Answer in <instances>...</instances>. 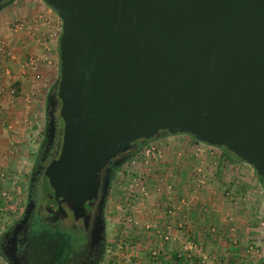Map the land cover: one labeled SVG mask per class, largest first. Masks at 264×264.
<instances>
[{
	"label": "water",
	"instance_id": "95a60500",
	"mask_svg": "<svg viewBox=\"0 0 264 264\" xmlns=\"http://www.w3.org/2000/svg\"><path fill=\"white\" fill-rule=\"evenodd\" d=\"M44 1L61 21L55 197L91 198L101 167L167 132L227 148L264 181V0Z\"/></svg>",
	"mask_w": 264,
	"mask_h": 264
},
{
	"label": "crops",
	"instance_id": "0c3cea01",
	"mask_svg": "<svg viewBox=\"0 0 264 264\" xmlns=\"http://www.w3.org/2000/svg\"><path fill=\"white\" fill-rule=\"evenodd\" d=\"M60 33L59 15L44 0H11L0 9V172L11 185L35 151L36 127L59 77ZM193 138L167 132L148 140L160 154L140 164L148 196L133 209L127 235L138 263L192 264L183 254L190 240L199 248L195 264L203 254L219 264H264V186L253 169ZM250 245L261 254L247 252Z\"/></svg>",
	"mask_w": 264,
	"mask_h": 264
},
{
	"label": "flooded vegetation",
	"instance_id": "af4514ba",
	"mask_svg": "<svg viewBox=\"0 0 264 264\" xmlns=\"http://www.w3.org/2000/svg\"><path fill=\"white\" fill-rule=\"evenodd\" d=\"M46 118V130L32 166L25 205L0 233V257L5 264H103L107 250L105 208L109 189L115 173L127 163L138 143L101 167L94 196L76 204L63 196L55 197L44 176L62 142V120L58 111L54 112L53 135L47 133L48 113ZM123 156L124 161L115 165V161ZM107 183V193L103 197V187ZM101 225L103 229L99 232Z\"/></svg>",
	"mask_w": 264,
	"mask_h": 264
},
{
	"label": "rangeland",
	"instance_id": "374dc122",
	"mask_svg": "<svg viewBox=\"0 0 264 264\" xmlns=\"http://www.w3.org/2000/svg\"><path fill=\"white\" fill-rule=\"evenodd\" d=\"M48 108L46 107L45 109V116L42 122L39 123V126L36 127L37 131L34 134V138H36V148L34 153L32 154V157L29 161V164L24 167L22 171H20V174L18 178H15L16 183L11 185V179H4L0 181V189H3L7 191L8 197L1 202L2 209L0 210V233L2 232L3 228L7 226L15 217H17L20 212L22 211V208L25 205V200H26V192L28 189V183H29V177L32 171V166L35 162L38 150L40 148V144L43 141L44 138V133L46 130V125H47V118H46V113H47ZM193 141L195 139L193 138ZM217 148L216 151H218L220 158L226 160L228 158H233L237 159L236 157L230 155L228 157L224 156L223 154L224 151L220 146H216ZM142 147L139 145L136 146L134 149V154L137 155L141 151ZM134 154H130V158L128 159L131 160L132 156ZM238 160V159H237ZM127 161V162H128ZM241 161V160H239ZM247 167L253 169L249 164L244 162L243 160L241 161ZM128 163L123 164L119 170L115 173L113 181L111 183L110 189H109V194L107 198V203H106V208H105V213H106V222H107V232H106V237H107V250L105 251V256L103 260V264H109L111 261H114L115 264H139L138 260L136 258V255L134 254V243L133 239L129 236L128 237V242L124 243L122 245V248L119 246L120 240L125 238L124 236L132 234V230L130 231L128 227L123 228V221L122 217L120 216L121 208H123L124 204H127V209L128 213L131 216V225L134 223V217H133V209L135 208L136 204H140V198H137L133 196L132 192H127V184L126 180L130 179V171H128ZM140 167V166H139ZM139 169V168H138ZM254 178H256L258 181H260L258 175L252 170ZM133 174V173H132ZM262 184V182L260 181ZM10 185L12 187H10ZM263 185V184H262ZM264 186V185H263ZM10 187V188H9ZM15 188V189H14ZM13 189V190H12ZM130 193V194H128ZM131 232V233H130ZM80 242H82L81 237L78 236L77 238ZM78 241V248L81 246V243ZM130 242V244H129ZM0 264H5L4 260L0 257Z\"/></svg>",
	"mask_w": 264,
	"mask_h": 264
},
{
	"label": "built area",
	"instance_id": "2783aa9c",
	"mask_svg": "<svg viewBox=\"0 0 264 264\" xmlns=\"http://www.w3.org/2000/svg\"><path fill=\"white\" fill-rule=\"evenodd\" d=\"M7 56H11L12 53L10 51H7L6 53H3ZM30 67L31 69H34V65L32 63H30ZM9 92L11 94H13L15 92L14 89L10 88ZM195 143L196 145L203 143L200 142L198 140L195 139ZM212 153V152H211ZM160 154V149L159 146L156 144V142L154 141H148L145 145L142 146V149L140 151V153L137 155L134 154L131 158V160H129L127 163L128 165V171H130V179L126 180V186L128 188L127 192H132L133 196L140 198V201H144L145 199H147L148 196V191L147 188L145 186V182H146V175L143 172V170L138 169L140 164L143 165H148V163L152 160L155 159L156 157H158ZM214 155V153H213ZM215 156V155H214ZM133 173V174H132ZM5 175L4 172H0V181H2L4 179ZM6 190V189H5ZM3 189H0V210L3 208L1 205V202L3 200H5L8 197V193L7 191H5ZM130 194V193H128ZM143 203V202H141ZM127 204H124L123 208H121V214L120 216L122 217V221H123V228L125 229L126 226L128 227V225L130 226L132 223V219L130 214L128 213V209H127ZM264 225V223H263ZM129 229V228H128ZM125 238L120 240L119 246L122 248V245L124 243H127L128 237L127 234L124 236ZM164 240L168 239V236L163 235L161 236ZM130 244V242H129ZM125 245V244H124ZM198 247L197 244L193 243L190 240H186L185 243L183 244V254L185 255V257L188 259V261H191L192 264H195L196 262L194 261V254L195 251H198ZM247 252H254L257 255L261 254V251L258 248H255L254 246L250 245L247 248ZM151 258L156 261L158 259V255H159V251L154 249L151 251L150 253ZM200 263L201 264H219L218 259L212 255V256H208V255H201L200 256ZM109 264H115L114 261H111Z\"/></svg>",
	"mask_w": 264,
	"mask_h": 264
},
{
	"label": "trees",
	"instance_id": "16d2710c",
	"mask_svg": "<svg viewBox=\"0 0 264 264\" xmlns=\"http://www.w3.org/2000/svg\"><path fill=\"white\" fill-rule=\"evenodd\" d=\"M9 1H7V2H5V3H3L2 5H1V7H0V9L3 7V6H5L6 5V3H8ZM48 109H50V105H49V97H48V102H47V106H46ZM138 143V145L140 146V142H137ZM222 148V150L224 151V153L225 154H223L224 156H226V157H228V156H230V155H232V156H234V157H236L238 160H241L242 161V159H240L237 155H235L233 152H231L230 150H228L227 148H225V147H221ZM132 154H134V151L132 152ZM131 156V155H130ZM258 177H259V179H260V181L262 182V184L264 185V181H263V179L258 175Z\"/></svg>",
	"mask_w": 264,
	"mask_h": 264
}]
</instances>
